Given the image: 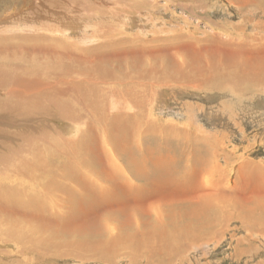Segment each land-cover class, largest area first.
I'll return each mask as SVG.
<instances>
[{
	"label": "bare ground",
	"instance_id": "1",
	"mask_svg": "<svg viewBox=\"0 0 264 264\" xmlns=\"http://www.w3.org/2000/svg\"><path fill=\"white\" fill-rule=\"evenodd\" d=\"M23 3L32 6L29 0H0V238L13 250L12 254L5 251L2 256L5 259L0 260V264H16V259L22 263L47 264L67 256V251L72 254V250L87 251L106 259L121 248L130 249L133 255L147 252L148 257H152L160 251L170 256L181 250L191 232H203L207 229L206 223L214 221L209 217L213 205L217 207L214 209L220 220L222 212L231 208L240 218L253 223L257 238H264V169L261 168L256 169L253 192L247 199L245 196L230 198V194L227 198L226 192L219 188L215 192H201L198 187L189 191L193 199L183 197L166 205L153 202L145 206L139 199L143 195L156 198L158 192L166 190L167 186L159 181L162 178L177 185L198 181V177L195 181L191 178L196 175L195 168L191 166L186 170L188 166L181 158L176 159L170 153L164 159L161 156L165 143L171 138L175 143L192 144L185 130L172 132L159 126L156 144L149 146L152 137L140 142L143 136L150 135L140 129L133 117L148 120L146 109L148 117L155 114L153 105L160 99L156 97L157 88L175 86L172 81L182 70L175 65L170 78L160 81L155 65L162 60H157L158 63L149 62L154 57L137 60L128 53L130 61H123L124 65L114 71L116 75L111 80L117 85L107 93V99L115 110L113 113L117 114L131 104L132 111L136 112L131 115V130L138 140L125 123L120 124L119 119L111 116L109 105L100 111L101 122L104 126L107 124L102 129L96 116L98 101L105 96L99 88L105 78L103 66L106 64L101 59L111 50L107 51L108 46L95 47L83 51L78 58L66 60L50 55L51 47L46 43L30 51L12 43L9 33L33 21L30 10L22 12L19 7L18 12L13 11L12 7ZM72 4L81 3L72 1ZM96 5L94 2L87 7L84 19L92 20L94 12L108 14L104 7L96 8ZM33 8L37 12L43 10L40 2ZM61 18L58 16V21L63 23ZM100 30L105 34L116 32L108 25ZM254 59L256 61L252 62L245 49H239L224 66L217 65L222 66L224 72L214 81L222 84L228 81L223 77L237 78L243 85L239 91L246 92V83L242 81L264 78V57ZM123 102L128 103L121 105ZM113 119L117 121L116 132L124 135L127 149L120 147L118 151L124 165L118 159H111L107 152L102 153L105 169L99 170V178H104L106 188L103 189L94 174L96 166L88 162V155L92 136L99 128L97 147L103 149L107 142L110 145L115 133L111 126ZM50 123L61 124L63 128L52 127ZM136 150L139 152L135 153ZM149 150L154 151V159L149 156ZM80 151L84 152L82 157ZM208 155H217V152H192V165L198 167ZM156 164H160L158 168ZM116 189L115 200L123 199V203L116 208L115 218L110 219L111 210H108L112 198L108 197H112ZM128 196L135 198V207L127 205ZM105 200L102 208L99 205L96 208L98 216L107 211L104 215L107 217L94 218L88 226L75 224L78 214L92 212L98 201ZM146 209L155 218L141 225V214Z\"/></svg>",
	"mask_w": 264,
	"mask_h": 264
},
{
	"label": "rangeland",
	"instance_id": "2",
	"mask_svg": "<svg viewBox=\"0 0 264 264\" xmlns=\"http://www.w3.org/2000/svg\"><path fill=\"white\" fill-rule=\"evenodd\" d=\"M29 1L32 6L23 3L12 7L15 12H18L19 7L22 12L30 10L29 16L33 19L30 25L19 26L13 33H9L12 43L29 51L46 43L51 47L50 55L66 60L70 57L78 58L83 51L95 47L108 46L107 51L111 50L105 56L102 55L101 59L106 64L103 66L105 78L99 88L105 96L98 101L96 116L102 129L107 124L104 126L101 122L100 111L106 105L110 107L111 116L119 119L120 124L125 123L130 130L133 127L131 115H136V112L132 111L131 104L117 114L113 113L115 110L107 99V93L117 85L111 80L116 75L114 71L124 65L123 61H130L128 53L133 54L137 60L144 57H154L149 62L158 63L157 60H162L155 65L160 81L170 78L175 65L178 70L183 71L173 79L175 86L157 88L156 97L159 96L160 99L153 105L155 114L148 117L146 109L145 118L148 120L133 117L140 129L150 135L143 136L140 142H144L145 137H152L149 146L156 144L155 134L159 126L171 129L172 132L185 130L192 144L175 143L171 138L165 143L161 156L164 159L170 153L176 159L181 158L183 164L188 166L186 170H190L191 166L195 168L196 175L191 178L195 181L198 177V181L189 180L186 184L177 185L162 178L159 181L167 189L158 192L156 198L152 195L140 196L139 199L146 203L145 206H150L153 202L166 205L183 197L193 199L189 191H193L195 187L201 188V192H215L219 188L226 192L227 198L229 194L230 198H250L256 169H264V78L252 77L242 81L246 83V92L239 91L243 85L237 78L229 80L222 76L228 80L222 84L214 80L223 74L222 66L232 60V55L239 49L244 48L252 62L256 61V56L264 57V0ZM72 1L81 4L73 5ZM38 2L43 7L41 12L33 8ZM94 2L97 4L96 8L104 7L108 14L94 12L92 20L84 19L87 7ZM90 13L92 12H88ZM58 16L62 17L63 23L58 21ZM104 25H108L110 29L115 28L116 32L105 34L100 30ZM226 83L231 87L223 85ZM126 103L128 102L121 105ZM116 122V119L111 122L112 132L115 133L110 138V145L107 142L103 149L97 147L101 134L99 128L92 136V148L88 155V162L96 166L94 174L103 189L106 188L103 185L104 178H99V170L105 169L102 153L107 152L111 159H118L124 165L123 156L118 151L120 147L126 150L127 143L124 135L116 132ZM50 125L63 128L58 123ZM132 133L138 140L137 135L133 131ZM203 150L216 151L217 155H208L200 161L198 167L193 166L192 152ZM149 151V156L154 159V151ZM138 152L136 150L135 153ZM83 153L79 152L81 157ZM159 165L156 164V167ZM173 192L178 194L170 195ZM117 197V189L112 197H108L112 198L108 210H111L108 216L110 219L115 218L116 208L123 203V199L116 201ZM134 199L133 196L127 197L129 207H135ZM106 200L98 201L92 212L78 214L75 224L88 226L94 218L107 217L104 216L107 211H102L98 216L96 208V205L102 208ZM214 208L217 209L213 205L209 212V217L214 221L206 223L207 229L203 232H191L188 235L190 239L186 238L181 250L170 256L163 252L161 254L160 251L152 257H148L147 252L133 255L130 249L121 248L109 254L106 259L105 256L101 258L87 251L72 250L74 256L67 251V256L47 264H264V238L256 237L253 223L240 218L231 208L222 212L224 215L220 220V215H217ZM154 218L152 212L146 209L139 222L144 225ZM170 249L173 250L174 247ZM5 251L13 253L12 248L6 246L0 238V260L5 259L2 257ZM29 259L34 260L33 257ZM16 260V264H32Z\"/></svg>",
	"mask_w": 264,
	"mask_h": 264
}]
</instances>
